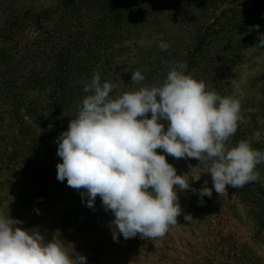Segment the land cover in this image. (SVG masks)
I'll return each mask as SVG.
<instances>
[{
	"label": "rangeland",
	"instance_id": "374dc122",
	"mask_svg": "<svg viewBox=\"0 0 264 264\" xmlns=\"http://www.w3.org/2000/svg\"><path fill=\"white\" fill-rule=\"evenodd\" d=\"M242 1L127 0L124 5L129 14L125 20L109 17L111 12L106 11V23L94 39L103 42L113 30L110 33L117 34L116 43L94 44L91 49L99 47L101 53L111 56L129 55L122 66L112 64L120 72L123 67L134 65L140 68L149 64L152 68L155 52L161 50L156 31L179 37L171 47L169 62H164L169 68L160 72H169L176 62L198 49L196 61L190 64L192 71H187L204 80L210 90L241 101L240 129L226 141V147L238 134L241 140L251 141L254 149L264 151V49L252 48L264 33V0L246 5ZM6 3L40 10L56 0H0V4ZM6 5L7 12L10 5ZM6 12L0 6V16ZM38 16L35 11L33 18ZM131 18L135 20L133 25L128 24ZM142 24L148 26L143 38L139 36L142 32L129 29ZM207 26L211 28L205 31ZM41 33L37 27L28 34H34L31 36L35 39ZM12 43L22 41L14 35ZM43 46L37 45L36 57L40 60L50 54ZM146 51L150 53L143 54ZM15 58L13 55L11 59ZM89 58L92 60L86 63L92 66L96 56L90 53ZM18 73L9 70L0 75V211L22 221L18 227L37 228L48 240L55 236L69 243L70 250L74 247L87 257V264H264V215L254 203L229 189L221 195L213 189L212 196L203 197L201 203L198 191L192 189L212 187V181L206 179L212 162L200 166V172L186 160L167 154L166 159L177 174H185L191 180L190 189L178 193L182 207L178 224L163 237L150 239L138 234L124 239L121 235L114 241L109 227L114 215L105 210L101 198L97 196L95 206L89 208L82 202L83 189L69 187L66 180L56 178L61 161L57 137L71 121L69 117L65 119V104L59 105L54 99L52 102L48 84L33 88L18 79ZM28 104H33L32 109ZM255 170L264 183V162ZM185 214L193 217L190 222L184 220Z\"/></svg>",
	"mask_w": 264,
	"mask_h": 264
},
{
	"label": "clouds",
	"instance_id": "9594fccd",
	"mask_svg": "<svg viewBox=\"0 0 264 264\" xmlns=\"http://www.w3.org/2000/svg\"><path fill=\"white\" fill-rule=\"evenodd\" d=\"M258 41L252 48L264 49V33ZM158 47L164 51L169 44L161 40ZM187 68L186 62L178 61L163 83L117 96L110 95L114 85L94 73L85 83L83 91L89 94L76 118L57 137V180L83 189L82 202L89 208L97 196L101 198L105 210L114 215L109 221L114 241L121 235L163 237L178 224V193L189 190L191 180L177 174L165 154L212 161L207 170L212 187L192 189L201 203L213 189L221 195L227 186L240 188L259 180L255 169L264 162V151L247 140L226 147L242 119L241 101L210 90ZM144 80L140 70L132 72L134 84ZM192 218L184 215L185 221ZM20 223L0 211V264H87V257L74 247L70 250L69 243L55 236L48 240L37 228L24 229L17 226Z\"/></svg>",
	"mask_w": 264,
	"mask_h": 264
},
{
	"label": "trees",
	"instance_id": "16d2710c",
	"mask_svg": "<svg viewBox=\"0 0 264 264\" xmlns=\"http://www.w3.org/2000/svg\"><path fill=\"white\" fill-rule=\"evenodd\" d=\"M126 1L56 0L55 4L49 7L46 5L40 10H34L31 7L25 8L24 6H20L19 8L13 3H6L10 5V9L7 12L6 8L8 6L6 4H0L4 12H6L4 16H0V27L2 29L0 30V38H3L2 41L0 40V75H4L7 71L13 70V72H19L17 74L18 79H21L27 85H31L33 88L35 86L44 88L45 84H48L50 86L49 95L52 102L54 99V101L60 102L59 105L65 104V119H68V117L71 119L76 118L82 105V100L89 94L83 91L85 83L91 81L93 74L97 70H99L102 82L108 81L114 85L113 91L110 93L112 96L136 90L141 85L151 86L163 83L168 72L164 74L160 70L162 68L166 69L167 66L169 68V65L164 62H169L168 57L172 52L171 47L176 44V40L179 38L173 34L167 35L162 31L161 33L156 31L157 44L163 40L169 44V48L164 51L160 50L155 52V56L151 62L155 64L152 68H150L149 64H143L140 68L134 65L129 68L123 67L122 72H120L112 64L122 66V62H125V59L129 55L122 56V54L118 53L111 56L107 52L101 53L99 47L96 50L91 49L94 44L100 46L103 43L102 46H108L116 43L114 40L117 34L110 33L113 30L103 29L105 32L109 31L103 42H94V39L97 35L100 36V28L106 23L104 21L106 11L111 12L109 17L117 18L119 21L125 20L124 17L129 14L127 6L124 5ZM253 2L255 0L242 1L243 5ZM35 11H38L40 16L33 18ZM134 21L131 18L128 24L133 25ZM37 27H40L42 33L34 39L31 36H34V34L28 33ZM147 28L148 26L146 24L129 26L130 30L134 29L138 33L142 32L139 35L142 38L143 32ZM210 28L211 26H207L205 31H208ZM14 35L18 36L22 43H12ZM93 36L94 38H92ZM169 42H173V44ZM42 43L44 45L43 47L47 48L46 50L50 54L46 55L47 58L40 60L36 57L38 51L37 45ZM17 47L19 49H16ZM197 51L198 49H193V51L187 54V57L183 58V62L187 63V70L190 72L192 71L190 64L196 61L195 55ZM78 52L80 53L78 54ZM90 53H94L96 56L92 66H88L86 63L92 60L89 58ZM149 53L150 51H146L143 54ZM13 55H16L17 58L11 59ZM113 58L114 60L112 61ZM128 61L131 62L130 58ZM91 68L92 70H90ZM136 70H140L145 76V80L138 84H134L131 81L132 72ZM14 77L16 78L15 75ZM32 105L28 104L27 106L32 109ZM68 113L69 115H67ZM148 115L150 116L151 113ZM161 122L165 124L166 130L167 123L163 120ZM239 127L240 125H238L237 129H240ZM67 128L68 126H66ZM238 140H241V136L237 134L232 138V142L228 148L235 146ZM249 142L252 143L251 141ZM11 155H14V152ZM180 159L182 161L186 160L187 164H192L193 169L200 172V166H205L209 162H212L211 160H201L199 162L197 158ZM206 179L212 181L211 175L208 172L206 173ZM227 189L239 193V197L247 201H252L259 213L264 215V183L258 180L240 188L227 186Z\"/></svg>",
	"mask_w": 264,
	"mask_h": 264
}]
</instances>
